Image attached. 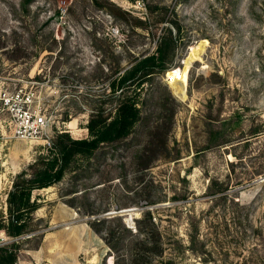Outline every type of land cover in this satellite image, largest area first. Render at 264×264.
I'll return each mask as SVG.
<instances>
[{"label":"rangeland","instance_id":"1","mask_svg":"<svg viewBox=\"0 0 264 264\" xmlns=\"http://www.w3.org/2000/svg\"><path fill=\"white\" fill-rule=\"evenodd\" d=\"M160 45L168 69L144 85L132 134L74 155L60 181L34 189L32 230L0 229L1 248L83 227L93 249L79 264H133L134 248L143 264H264V0H0V78L37 91L53 120L51 147L0 131V224L15 182L56 156L59 136L89 139L98 108L114 116L117 69ZM147 211L162 255L134 242Z\"/></svg>","mask_w":264,"mask_h":264},{"label":"trees","instance_id":"2","mask_svg":"<svg viewBox=\"0 0 264 264\" xmlns=\"http://www.w3.org/2000/svg\"><path fill=\"white\" fill-rule=\"evenodd\" d=\"M166 59L167 56L162 49V45H160L157 54L135 58L132 66L123 72V69H117L118 72H121L119 81L118 83L114 82L112 86L114 90L121 91V96L114 116L108 115L106 109L98 108L91 116L87 126L90 133L89 139L74 140L66 134L59 136L57 140L59 152L56 156L52 160H42L40 171L36 172L33 178L20 183L15 182L14 190L10 192L8 198V221L6 223L2 222L0 229L5 230L7 235L12 238L31 231L32 218L28 213L35 211L37 208L34 203H31V194L34 189H44L60 181L74 155L91 156L102 144L121 141L132 134L134 128L142 119L141 91L144 85L152 80V77L168 69ZM106 221V219H103L99 223H105ZM143 222L151 225V232L145 231L142 227ZM136 224V233L133 237L134 242H137L136 247L148 248V245H150V249L155 251L156 255H162L163 248L157 241L159 234L155 232V223L152 221L151 212H145L143 219L137 220ZM193 224L195 228L191 235L190 248L196 255H200L197 238L198 229L194 222ZM124 230L128 231L129 229L124 227ZM108 234V245L114 250V248L116 249L114 244H118L119 238L113 229H109ZM152 241L155 242L152 243ZM18 249V246H15V249L0 247V264H16L18 256L16 250ZM140 251L139 248L138 250L132 249L130 254L131 263L143 264L144 259L140 255Z\"/></svg>","mask_w":264,"mask_h":264},{"label":"built area","instance_id":"3","mask_svg":"<svg viewBox=\"0 0 264 264\" xmlns=\"http://www.w3.org/2000/svg\"><path fill=\"white\" fill-rule=\"evenodd\" d=\"M53 120L44 109L37 91L29 87L11 88L0 78V131L9 139L52 145ZM0 233V247L7 243Z\"/></svg>","mask_w":264,"mask_h":264},{"label":"crops","instance_id":"4","mask_svg":"<svg viewBox=\"0 0 264 264\" xmlns=\"http://www.w3.org/2000/svg\"><path fill=\"white\" fill-rule=\"evenodd\" d=\"M91 234L87 228L73 227L65 230L63 235H48L40 246L38 243L34 248L19 249L16 264H79V253L93 249L87 244ZM59 236L61 240L57 239Z\"/></svg>","mask_w":264,"mask_h":264},{"label":"bare ground","instance_id":"5","mask_svg":"<svg viewBox=\"0 0 264 264\" xmlns=\"http://www.w3.org/2000/svg\"><path fill=\"white\" fill-rule=\"evenodd\" d=\"M180 83L177 81V80H175L174 78L173 79H171V87H172V89L174 90V91H178L179 90V88H180ZM177 93V92H176Z\"/></svg>","mask_w":264,"mask_h":264},{"label":"water","instance_id":"6","mask_svg":"<svg viewBox=\"0 0 264 264\" xmlns=\"http://www.w3.org/2000/svg\"><path fill=\"white\" fill-rule=\"evenodd\" d=\"M132 211H134V210L130 209V210H127V211H123V212H121V213L132 212Z\"/></svg>","mask_w":264,"mask_h":264}]
</instances>
